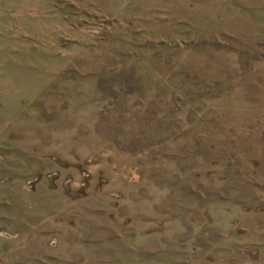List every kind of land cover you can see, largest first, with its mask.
<instances>
[{"label":"rangeland","instance_id":"obj_1","mask_svg":"<svg viewBox=\"0 0 264 264\" xmlns=\"http://www.w3.org/2000/svg\"><path fill=\"white\" fill-rule=\"evenodd\" d=\"M0 264H264V0H0Z\"/></svg>","mask_w":264,"mask_h":264}]
</instances>
